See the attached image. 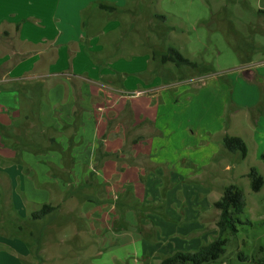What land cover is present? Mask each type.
Here are the masks:
<instances>
[{"label": "rangeland", "instance_id": "374dc122", "mask_svg": "<svg viewBox=\"0 0 264 264\" xmlns=\"http://www.w3.org/2000/svg\"><path fill=\"white\" fill-rule=\"evenodd\" d=\"M116 1L19 0L11 10L18 21L29 17L21 19L19 24L20 27L25 25L31 37L36 40L46 35L53 37L59 41V46H71L69 52L73 54L85 40L91 47L107 46L105 54L103 51L98 53L107 61V70L118 73L112 77L113 84L123 83L126 77L142 79L131 72L143 68L139 59L154 50L160 55L174 48L196 64L194 68H176L172 63L162 64L157 59L150 65V70H155L154 74L160 80H169L175 86L165 90L161 99L152 100L153 109L145 112L157 122L158 128L154 129L162 131L161 136L151 138L158 141L160 160L178 164V160L188 159L201 168L198 173L193 167L189 169L198 176L195 180L210 188L209 201H213V207L225 187L236 185L242 190L246 209L239 217V232L232 237L225 256L216 264H252L254 259L264 256V187L260 192H254L249 178L253 168L264 178L261 158L264 153V0H126L121 3L126 10L121 14L122 18L97 7V3L116 4ZM117 18L123 25L107 32L105 38L104 25ZM6 44L7 49L17 51V41ZM99 55L96 53L93 59L97 60ZM68 78L33 82L30 88L34 90L41 84V97L46 102L50 88L63 81L76 92L84 90L81 80ZM183 83L185 86L181 85ZM70 87L67 86L61 103L48 104L43 112L48 125L57 126V129L61 127L60 119L72 121L73 112L68 102V93H73ZM117 88L121 89L119 85ZM127 94L128 99L122 96L119 100H107V110H101L100 114L103 119L107 115V139L119 137L116 133L120 131L122 136L128 137L126 148L130 150L132 139L147 132L149 136L152 130H146L141 124L138 128L142 129L132 128V123L138 120L137 115L134 117V113H139L138 106L142 110L146 105H142L135 92ZM77 97L81 96L77 94ZM74 98L70 101L74 102ZM124 105L128 110L121 111ZM86 118V124L93 127L86 135L93 136V141L75 150L83 163L73 174L74 186L62 184L61 187L49 179L42 186L48 190L42 201L58 206L57 212L36 225L29 221L24 225L22 220L17 222V218L15 222L8 219L6 200L0 202V264H160L149 252L153 250L151 245H155L153 238L158 237L157 228L146 218L147 211L155 206L152 202L146 204L141 187L137 196L127 193V197L121 196L117 200L116 196L123 189L116 183L120 177L112 179L109 187L105 186L102 174L87 178L95 165L93 142L97 134L95 137L92 117ZM37 124V120H32L27 130L33 136L37 135L39 142L47 136L66 143L65 135L55 128L39 136ZM118 124L123 125L119 131L116 130ZM20 128L24 130L23 125ZM226 136H238L245 141L248 148L245 159L240 153L225 150L223 140ZM137 148L150 149L149 146ZM148 163L142 164L150 167L152 164ZM47 174L50 178L48 170ZM87 180H95L96 186L79 188L78 184ZM164 181L166 187L172 185L167 177ZM1 184L7 189L9 179L3 178ZM97 200L108 203L104 212L97 208ZM38 205H25L27 217L23 219L40 209L42 205ZM213 207L202 216L206 226L204 244L218 235L219 212ZM125 213L128 214L125 221L124 217L117 218ZM31 233L35 235L32 237ZM146 244H149L147 249ZM241 255L249 260L242 261Z\"/></svg>", "mask_w": 264, "mask_h": 264}, {"label": "crops", "instance_id": "0c3cea01", "mask_svg": "<svg viewBox=\"0 0 264 264\" xmlns=\"http://www.w3.org/2000/svg\"><path fill=\"white\" fill-rule=\"evenodd\" d=\"M18 1L0 0V124L7 127L9 131L7 135L3 131L0 132V202L6 200L7 218L12 219L13 222L18 216L26 218L25 205L51 204L48 201H42V198L48 192L47 189H42L43 184L49 182L47 179L50 182L61 184V187L62 184L69 187L74 186L73 174L76 172V167L83 163V161L80 162L75 150L88 144L89 141L92 144L93 141V136L89 138L86 135V131L91 128V125L86 124V116H88V118L92 117L94 130H96L95 137L97 134V138L93 142V146H95L93 163L95 165L87 178H95L102 174V178L105 179V186L109 187L108 183L112 179L120 177L116 180V183L118 187L120 186L123 189L115 199L120 200V197H125L128 195L127 193L129 195L135 193L137 196L141 190L140 192L146 198V204L154 203L152 205L155 207L146 213V218H149L157 228L156 233L158 235L157 239L153 238L155 241V245H151L153 250L149 251L152 258L161 263L164 257L170 256L176 251L193 252L198 250L202 244L205 245L202 240L206 232V226L202 216L213 207V201H209L211 191L203 182L195 180L198 176L190 171L193 167L195 172L198 173L201 168L196 167L188 159L178 160V164H170L168 160H160V156L157 154L158 141L151 138L161 136L162 131L158 132L154 129L158 128L157 122L154 118L146 115L145 112L153 109L152 100L161 99L165 90L175 87L169 80H160L159 76L154 74L155 70H150V65L154 62L152 53L139 59L143 68L133 72L127 70L132 75L139 76L142 79L136 78L134 80L126 77L123 83L113 84L112 77L118 73L113 74L111 70L108 71L107 61L98 53L103 51V54H105L107 46L105 47L103 44V47L100 45L91 47L88 40H85L84 44H79L77 51L73 54V52H69L71 46H59V41L53 37L46 35L41 40H36L30 34H27L24 28L25 25L17 29L21 19L29 18L23 17L18 21L14 17L11 9L16 6ZM125 1H116L118 6L115 3L109 4L120 9L121 13H115L120 15L118 18H122L123 15L121 14L126 12L123 9L124 7H121V3ZM130 12L132 15L134 14V11L131 10ZM118 18L114 22L111 21L108 25H104L105 38H107V32L111 33L114 29H118L121 23L123 25V21L119 23ZM130 22L133 23L131 20ZM2 35L5 37L3 38ZM80 39H82V36ZM11 40L17 41V51L14 50L15 48L7 49L6 43L11 42ZM39 44H42V47ZM86 45L89 47L91 55L86 51ZM43 47L45 50H43ZM85 53L92 59L97 53L99 58H96L97 60L93 59V62ZM70 54H73V56L69 57ZM133 61H130L129 64L132 65ZM130 65L126 66L129 67ZM123 74L126 75V73ZM148 74L151 77H147ZM68 77L81 80L84 83V90L76 92L67 82L63 81V83L50 88L49 92L46 93V98L49 101L46 102L41 97V84L34 90L30 88L33 82L58 78L68 80ZM118 85L121 89L117 88ZM181 85L185 86V83ZM67 86L73 91V93H68L70 96L68 97V102L71 105L70 110L73 112L72 121L67 122L60 119L59 124L61 127L57 129V126L48 125L43 112L48 104L56 105L63 101ZM130 92H135L138 95L137 98L142 101V105H146L142 110L138 106L139 113H134V117L137 115L138 120L132 123V128L137 129L141 124L146 126V130H152V134L147 136V132L140 134L138 138L132 139V149L128 150L126 148L129 144L128 137L126 135L122 136L119 131L123 125L118 124L117 129L115 128L119 131V133H116L119 134V137L107 139L109 127L107 125V115L103 119L100 112L103 109L107 110V100L108 102L111 98L119 100L122 96L128 99L130 96L127 93L130 94ZM77 94L81 97L76 98ZM73 96L75 97L74 102H71L70 98H73ZM126 109L128 110V107L124 105L120 110ZM32 120H37L38 124L36 126L39 129L37 130L39 136L46 133L50 128L62 132L66 137L65 144L59 141L57 137L51 138L55 139L56 145H61L64 151L72 145L70 155L64 158L56 150L46 151L51 143L49 141L51 138L45 136V140L39 142L37 135L29 134L27 128H29L28 124L32 123ZM21 125L24 126L23 131H21ZM136 146H142V148L149 146L150 149L147 151L146 148L138 149ZM43 149L45 152H40ZM50 154L56 155L51 156ZM53 157L55 158L54 161ZM148 162L152 164L150 167L143 166L144 163L149 164ZM229 167L227 166V168ZM47 170L50 172V178L47 176ZM78 170L77 172H79ZM164 177L171 180V186H165ZM3 178L9 179L7 189L1 184ZM142 181H144L143 184ZM78 186L79 188L80 186L82 188H92L96 185L95 180H87L82 184L79 183ZM107 202L109 201L107 200ZM21 203L25 205L21 207ZM97 203V208L102 211L105 210L108 204L100 200H97ZM119 206L118 202L117 207L119 208ZM21 208H24V210L20 211ZM127 215L125 213L117 218L120 220L121 217H124L123 220L125 221ZM190 215L194 217L190 218ZM11 237L15 240L14 236ZM188 238L192 239L187 240ZM143 240L146 241L147 239L143 238ZM148 245L146 244V249Z\"/></svg>", "mask_w": 264, "mask_h": 264}, {"label": "trees", "instance_id": "16d2710c", "mask_svg": "<svg viewBox=\"0 0 264 264\" xmlns=\"http://www.w3.org/2000/svg\"><path fill=\"white\" fill-rule=\"evenodd\" d=\"M97 5L99 9L106 11L107 13H121L120 9L114 7L113 5L105 3H98ZM160 18H162V16H160ZM19 27L20 25L17 26V29H19ZM85 49L89 55H91L87 45L85 46ZM152 57L154 61L159 59L162 64L172 63L176 68L196 67L195 63L185 58L178 50L174 48H170L167 52L160 55L154 50ZM2 131L5 133V135H7L9 132L7 127L0 124V132L2 133ZM49 141L51 143L47 147L46 151L56 150L60 152L64 158L70 155L72 151V145H70V147L64 151L61 145H56L55 139L51 138ZM223 146L225 150L230 153H240V156L243 159H245L248 155V148L245 141L238 136H226L223 140ZM35 147L38 148L37 146ZM40 152L44 153L45 150L43 149ZM261 158L264 163V153L262 154ZM249 178L252 190L254 192H260L264 187V178L259 174L257 169L253 168L251 170ZM214 208L219 212V219L217 221V237L211 242L202 245L196 251H176L172 255L165 257L160 264H216L225 256L227 245L230 243L232 237L236 236L239 232L238 224H241L239 217L245 213L246 201L242 190L236 185H229L225 187L221 198L214 203ZM58 209V206L43 204L40 209L31 213L29 218L23 219L22 217L18 216L16 220L17 222L22 220L24 225L26 224V221L36 225L50 217L53 213L57 212ZM31 235L33 237L35 234L31 233ZM39 242L40 241H38V243ZM240 259L242 261H248L249 257L241 255ZM252 264H264V256L257 260L254 259Z\"/></svg>", "mask_w": 264, "mask_h": 264}]
</instances>
